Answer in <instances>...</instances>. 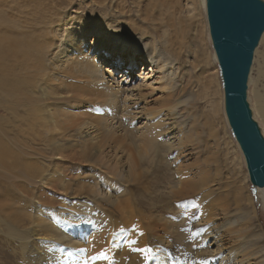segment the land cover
Returning <instances> with one entry per match:
<instances>
[{"label": "bare ground", "instance_id": "1", "mask_svg": "<svg viewBox=\"0 0 264 264\" xmlns=\"http://www.w3.org/2000/svg\"><path fill=\"white\" fill-rule=\"evenodd\" d=\"M79 1L69 0L70 7L75 8ZM55 2L57 7L66 5L65 0H0V224L4 226V237L16 242L23 264H107L99 257L106 254V249H111V246H107L110 234L106 238L104 230L93 231L80 224L78 228L74 226L66 230L58 221L66 224L70 217L72 220L77 219L78 214L63 206L56 208V202L44 190L58 191L60 184L63 188L68 187L60 178L62 167L90 162L98 166L99 178L96 183L103 191L100 196L102 202L125 213L135 205V198L128 196L134 189L144 188L143 182H140L149 172L148 167L143 166L145 160H157V164L166 163V158L175 148L179 149L177 156L184 154L182 147L188 137H202L204 125L209 126L210 136L218 140L220 132L216 122L220 111H223L226 125L230 128L225 111L224 88L213 50L204 55L217 68L215 73L205 78L203 85L210 109L204 110L202 114L197 112L192 119L196 123L193 131L189 134L184 132V135L182 132L174 144L168 137L172 133L170 125L175 122L172 120L177 119L175 110L178 104L187 102L189 98L180 100L182 93L177 87L179 75L173 71L171 75L163 71L168 65L172 67L171 57H166L164 53L156 57L154 55L149 68H143L141 72L144 83L139 85L140 95L134 103L147 100L157 89H162L164 94L167 91L165 102L156 111L148 110V107L141 108L140 118L145 116L148 122L141 128L134 127L138 113H134L131 107L124 109L126 121L122 117L118 118L119 97L125 89L119 85L110 68V61H101L99 53L103 51L106 59L114 53L117 56L126 53L129 64L133 65L138 52H143V46L111 35L104 27H94L93 23L89 27H78L70 22L63 25L65 28L59 35L62 43L60 50L54 51L53 57L49 58L47 49L50 45L44 46L39 40V37L49 32L43 31V25L39 31H35L33 23L37 22L34 26H38L41 23L39 17L44 18L45 14L50 13L49 10L53 11ZM199 9L205 12L207 26L204 27L212 41L206 0H200ZM195 10V6L188 9L186 18L192 20ZM175 14L159 25L163 29L167 56H176L178 51L174 48L185 38V29L193 22L183 21L178 14V18H174ZM43 22L55 25L49 29L52 34L59 33L57 21ZM166 31H172L173 37H166ZM92 33L100 39L90 45L87 41ZM152 35L155 36L153 31ZM195 36H198L196 32ZM157 42V38L152 39L154 53L158 49ZM261 42H264V34ZM170 47L173 52L168 49ZM258 50L256 54L259 55ZM262 57L263 63H259L257 70L258 79H264V53ZM201 69L204 74L205 67ZM80 79H83V84L77 83ZM153 79V83L148 82ZM252 81L253 73L249 83ZM81 92L94 95L92 101L102 105L101 115L81 109L86 100ZM254 94L256 112L264 122V92L256 90ZM127 98L125 96V100ZM5 114L12 115L14 120L10 122L11 126L6 124ZM202 142V139L198 140L197 146H201ZM237 147L238 156L242 153L246 163L238 142ZM203 150H206V146ZM50 163L54 167L53 171L49 170ZM210 164L206 159L204 163L198 164L207 167L198 173L200 180L194 176L187 177L189 168L179 165L176 170L178 179L169 183L167 197L170 198L163 206L178 214L186 213L190 220L195 217L198 208L201 210L198 224L200 229L194 235L197 238L196 247L203 248L195 252V264H218L216 261L220 259L216 257L217 251L227 252L221 264H264L263 234L251 228L256 203L246 193L247 186L242 182L248 180V186L251 183L258 191V201L263 208L264 187L253 185L247 168L246 175L237 178L231 190L227 183H224L226 188H214L210 184L216 182L219 168L215 167V173H212ZM131 183L135 187L128 190L127 186ZM217 189H227L229 193L213 197ZM9 190L17 191L20 198L5 196ZM47 207L57 210V214L51 215ZM233 207L238 214H242L240 217L244 223L235 224L237 221L229 220L220 225L215 224L219 216L230 215L229 211ZM81 211L88 213L87 208ZM160 217L163 228L158 238L166 242L175 222L171 220L172 216ZM209 222L212 223L207 226ZM203 226L207 227L203 229ZM212 239L211 244L216 245L215 249H210ZM131 251H123L121 257L125 260L124 264L129 261L140 264L141 255L135 253L139 255L138 262L133 261ZM6 263L2 261L0 264ZM156 263L174 264L165 255L163 259L158 258Z\"/></svg>", "mask_w": 264, "mask_h": 264}, {"label": "rangeland", "instance_id": "2", "mask_svg": "<svg viewBox=\"0 0 264 264\" xmlns=\"http://www.w3.org/2000/svg\"><path fill=\"white\" fill-rule=\"evenodd\" d=\"M65 1L66 5L60 7H57V3L55 2L53 6L54 10H49L50 13H47L48 15L45 14L46 16L44 18L38 16L41 19L39 20L41 23L38 26H34L37 22L33 23L35 31H39L43 25L45 27L43 31L49 32L39 37L40 44L44 46L46 44L50 45L47 49L48 57H53V52H58V50H60L62 43L60 41L61 39H59V35L65 28L63 25L70 22L74 26L78 25V27L83 25L88 26L93 23L94 27H104L105 31H109L111 35L115 34L120 38L127 39L131 44L137 43L143 46V52H138L137 57L134 58L135 61L133 65L129 64V58L126 53H123L124 55L122 54V56H117L114 53L113 56L111 55V58L110 56L108 57L109 59H106L103 51L99 53L101 61H110L109 63L111 66H109L114 71L119 85L125 89L123 94L119 97L118 109L120 117L118 118L122 117V119L126 121L124 109L131 107L134 113H138V120L134 121L133 126L141 128L148 122L147 117L145 118V116H143L140 118L142 116V114L139 113L141 108L147 109L148 107V110H158L159 106L165 102L167 93V91H165L164 94L162 89H157L150 94L151 96L147 100L145 99L142 100L143 102L139 101L135 104L134 102L138 101V96L140 95L138 87L144 83L141 72L143 68H149L152 59L164 53L166 57H171L170 62L172 65V67L168 65L163 70L164 73L169 75L172 74V71L174 74L177 73L176 75H179L177 87H179L178 91L182 93L180 100L182 101L189 98L187 102L178 104L175 110L177 119L172 120L175 122L173 125H170L172 133H169L168 137L171 138L170 142L176 144V139L182 132L183 135L184 132L186 134H189V132L191 133L196 124L193 121L194 115L197 112H201L200 114H202L204 110L210 109L207 98L205 97L206 94L203 92V85L205 78L215 73L217 69L214 63L210 62V59L204 56L207 53L210 54L214 49L212 47V41H210L209 38L208 30L204 27L207 26L205 23L206 18L204 10L202 11V9H199L200 0H80V3L75 6V8L70 7L69 0ZM193 6L196 7L195 17L190 20L186 18L187 10ZM173 13H177L179 16L181 15L180 18L183 19V21L193 22L192 25L186 27L185 38L181 40V43L175 46L174 49L178 51L177 53L174 52L176 56H167V54H165V40L162 37L163 29L159 25H161L162 21H167L168 17ZM177 14L173 15L174 18H178ZM43 21H57L56 25L59 27V33L52 34L49 29L55 25L53 24L50 26L49 23ZM176 21L180 20L176 19ZM93 26L90 27L93 28ZM66 30L67 29H65V31ZM152 31L155 33V36L152 35ZM195 32L198 35L197 37L195 36ZM164 34L166 37H173L172 31H166ZM155 38L159 41L157 42L158 49L156 53H154L151 46L152 39ZM99 39L100 38L96 36L95 33H92V35H89L87 42L91 45L92 42H97ZM168 49L173 52L171 47ZM257 50L259 51V55L256 54ZM256 52L255 58H258V60L255 61L256 59H254L251 71V73H253V81L249 83L248 99L254 117L255 115L257 116L255 119L258 121L264 134L263 119L257 114L254 105V93L256 90L264 92V79H258L259 76L257 72L259 63L263 60L264 42H260ZM105 64L106 62H104V65ZM133 66L135 69L132 68ZM201 67H205L206 69L204 74L202 73ZM219 75L221 77V73H219ZM148 82L153 83L154 79ZM77 83L83 84L84 81L80 79ZM158 86L159 85L156 87ZM81 93L86 96V100L83 101L84 105L81 109L101 115L103 112L102 105H98L92 101L91 98L94 95L88 92ZM125 96L128 97L127 100H125ZM195 103H199V105L196 106ZM134 105H137L138 108H135ZM200 114H198V116H200ZM5 118L6 124L11 126L9 124L14 120L12 115L5 114ZM216 123L218 124V130L220 132L218 140L210 136L209 126L204 125L202 137H188L184 147H182L184 154H179L180 156H177L179 149L175 148L166 158V163L157 164V160H155L154 162L157 165L146 158L147 160H145L143 166L148 167L149 172L143 176L140 182H143L144 188L135 190V186L132 183L127 186L128 190L134 189L128 197L135 198V205L129 207L128 211L125 213L118 212L102 202L100 196L103 191L102 188H98V184L96 183L99 178L98 166L92 165L90 162H80V164L74 166L70 164L62 167L60 178L68 184V187L63 188L60 184L57 187L58 191L51 189L47 191L44 190V192L56 202V208L63 206L65 209L76 212L78 216L77 219L73 220L72 217H70L66 224H64V221L59 220L58 224L64 226L66 230H70V228L74 226L77 227L79 224L93 231L104 230L106 238H108L110 234L111 237L108 242L110 245H107L111 246V249H109L110 247L108 248L110 252L106 249V254L99 257L107 264H124L125 260L121 256H123L122 253L125 249L132 250L131 259L133 261L138 262V256L141 255L140 264H155L157 259H163L164 255L170 261L173 260L174 264H195V252L203 248V246L196 247L197 238L194 235L195 232L200 229L198 224L201 210L198 208L195 217L190 220L187 218L186 213L183 212V215L178 214L173 209L172 211L171 209H165L163 205H165L164 203L170 198L167 197L169 196V183L172 180L178 179L176 170L179 169V165L189 168V175L187 177L194 176L193 178L199 179L198 173L207 169V167L204 165L199 166L198 164L204 163L205 159L208 160V162L211 163L209 167L212 173L215 167L219 168L216 182L210 184L214 188H226L224 183H227L228 188L231 190L234 186V181L246 175V163L244 158H242V153L238 156L237 141L231 129L226 125L223 111L218 113ZM120 133L118 136L121 137ZM201 139L203 141L202 145L197 146V141ZM204 146H206V150H203ZM216 163L219 164L217 165ZM49 170H54L51 163ZM212 176H214V174H212ZM242 184L247 186L246 193L248 195L250 194L251 199L256 203V214L251 221V228H255V231L262 233L264 239V208L258 201L259 193L253 188L251 183H249L248 186V180L243 181ZM39 190L40 186H38V191ZM228 193L227 189H222L220 191L217 189L213 197L225 196ZM4 195L12 199L20 198L19 193L15 190H9L8 194ZM86 208L88 213L81 211ZM54 210L53 208L47 207V211L50 212L51 215L57 214L58 211ZM229 213L230 215L219 216L215 224L220 225L229 220L237 221L235 224L243 222L240 217L242 214H238L235 207L230 209ZM160 216H172L171 220H173V223L175 222L171 234L165 239V241L167 240L168 242H164L158 238V236L162 235L163 228L161 223L162 218ZM211 223L212 222L206 224L208 226ZM207 226H203V229ZM203 229L201 230L202 232ZM3 232L4 226L0 224V263L3 261L4 263L7 262L6 264H23L20 249L16 242L13 239L9 240L4 237L6 235L3 234ZM212 242L213 239L209 243L210 249H215L216 245L211 244ZM112 246L114 249H112ZM135 253L139 255H135ZM215 254L216 257L220 259L216 262L221 264L220 261L222 258H225L227 252L217 251ZM232 256H234V254H232ZM126 264L132 263L129 261L126 262Z\"/></svg>", "mask_w": 264, "mask_h": 264}, {"label": "water", "instance_id": "3", "mask_svg": "<svg viewBox=\"0 0 264 264\" xmlns=\"http://www.w3.org/2000/svg\"><path fill=\"white\" fill-rule=\"evenodd\" d=\"M225 111L245 156L250 179L264 187V134L248 99L255 52L264 34V0H206Z\"/></svg>", "mask_w": 264, "mask_h": 264}]
</instances>
